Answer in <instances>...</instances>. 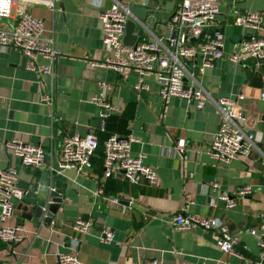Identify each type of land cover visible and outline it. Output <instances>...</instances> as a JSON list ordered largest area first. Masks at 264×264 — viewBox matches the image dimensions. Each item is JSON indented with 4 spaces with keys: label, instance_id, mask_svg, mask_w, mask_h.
I'll return each mask as SVG.
<instances>
[{
    "label": "crops",
    "instance_id": "crops-1",
    "mask_svg": "<svg viewBox=\"0 0 264 264\" xmlns=\"http://www.w3.org/2000/svg\"><path fill=\"white\" fill-rule=\"evenodd\" d=\"M37 1L14 0L11 15L15 20L28 12L44 20V35L53 38L57 52L55 74L31 69L33 62L19 50L0 48V169L17 168V185L28 193L30 185L40 181L46 168L34 170L22 166L4 143L10 140L40 143L46 150V165L55 171L53 187L66 199L60 208V229L37 226L30 206L25 205L26 196L22 202L13 201L14 210L7 224L19 226L22 239L13 247L0 243V261L56 264L57 254L68 252L64 242L71 235L80 240L78 256L82 264H140L149 259H161L164 264H215L218 259L226 260L227 264H241L237 257L221 253L216 246L217 232L172 225L170 216L182 208L190 215L222 220L227 228L239 234L255 260L259 252L257 235L263 222L260 214L264 213V100H260L264 62L259 66L246 59L234 66L224 60L207 68L198 78L208 96L204 109L198 110L195 104L188 106L176 97L164 105L154 76L146 80L150 91H137L136 72L126 70L118 74L100 65L108 53L102 47V21L95 0H59L52 8ZM217 1L220 12L217 20L225 36L226 53L233 51L244 35L256 34L252 29L241 30L231 24L226 11L232 4L260 11L264 28V0ZM125 2L128 6H143L144 0ZM150 2L149 9L157 8L153 0ZM109 5V0L103 1L104 8ZM174 6L175 3L169 14L166 10L148 13L144 23L151 32L158 36L167 34L166 23ZM46 63L39 56L36 68L41 70ZM102 81L114 87L108 97L113 108L108 117H101L102 126L96 130L93 118H99L101 107L92 98ZM45 93L54 98L51 107L40 100ZM225 96L236 102V113L240 112L242 117L241 129L258 133L261 139L250 157L215 163L209 156L221 121L215 101ZM91 131L101 143L110 135L122 138L133 135L131 152L133 156L144 155L145 164L156 169V185L105 179L102 147L92 156L86 173L79 174L74 169L61 171L58 161L61 139L64 135L82 136ZM179 139L186 141L182 157L172 150ZM212 181L220 182L221 189L227 192L250 184L253 193L237 200L230 209L216 191L213 193L216 206L209 208L203 186ZM95 191L101 194L94 196ZM37 197L43 199L45 195L37 193ZM113 197L119 198L118 204L110 202ZM79 217L92 219V227L85 235L71 229ZM251 227L256 228L257 235L247 230ZM103 228L114 231L113 242L100 243Z\"/></svg>",
    "mask_w": 264,
    "mask_h": 264
},
{
    "label": "built area",
    "instance_id": "built-area-1",
    "mask_svg": "<svg viewBox=\"0 0 264 264\" xmlns=\"http://www.w3.org/2000/svg\"><path fill=\"white\" fill-rule=\"evenodd\" d=\"M59 0H38L51 8ZM104 0H95L98 7L97 15L102 21V47L107 51V57L100 65L115 73L122 74L126 70L137 73V82L134 89L150 91L146 80L154 76L159 83L158 94L164 105H168L174 97L182 99L188 106L195 104L198 110L204 109L207 98L205 89L200 85L198 78L205 74L207 68L214 67L218 61L226 60L230 65L241 64L246 59H252L257 65L264 62V28L263 17L260 11L248 8H239L232 4L227 9L231 24L241 30L252 29L256 34L243 36L236 44V48L226 53L224 48L225 36L217 20L219 5L217 0H177L169 20L166 23L167 34L158 36L129 10L126 0H109L110 5L103 7ZM14 0H0V48L19 50L33 65L31 69L39 73L55 74L54 64L57 52L53 48V38L44 35V20L33 17L28 12L12 19ZM103 8V9H102ZM127 21H134L142 28L144 35L134 46L122 43L124 28ZM137 29L134 34H137ZM147 34L145 35V33ZM47 61L44 67L37 69L38 57ZM99 90L92 98L95 105L103 109L112 110L108 97L113 85L105 81L98 84ZM41 102L53 104L51 93H45ZM264 100V90L260 94ZM220 113V124L214 134V140L209 147V156L215 163H229L238 158L250 157L256 142L261 135L251 131H243L239 125L241 113H236V102L230 97H222L215 101ZM135 140L133 135L122 138L110 135L104 142L98 140L94 132L85 135H64L58 154L59 169H74L84 174L85 169L91 166L92 156L102 147L103 150V177L116 178L127 181L131 185L146 182L156 185L158 176L156 169L144 162V155L133 156L131 145ZM7 149L13 151L19 158L22 166L32 169L46 168L53 175L51 166L46 165V150L39 144H24L16 140L4 143ZM186 141L179 139L173 146L175 155L182 157L185 152ZM19 171L17 168L0 169V243L11 246L22 239L21 228L17 225L9 226L8 219L14 210L13 201L22 202L27 191L18 187ZM207 194L208 207L216 206L213 193L219 192L218 198L226 208H234L237 200L246 199L253 193L250 184H246L231 192L223 191L221 183L212 181L203 186ZM95 191L94 196H99ZM112 204H118L119 198L113 197ZM186 203H189L187 200ZM191 203V202H190ZM263 222L260 225V234L255 227L247 229L257 235L258 255L255 260L249 255V248L242 244L237 232H233L227 225L216 217H201L190 215L184 208L175 211L170 216V223L179 229H202L217 232L216 246L224 256H235L241 264H264V213L260 214ZM91 218H77L71 229L82 235L89 233L92 227ZM99 241L111 243L114 241V231L103 228ZM67 253H58L56 264H82L78 256L80 240L71 236L64 242ZM0 264H3L0 261ZM114 264V263H107ZM140 264H164L161 259H149ZM198 264V263H195ZM215 264H227L226 260L218 259Z\"/></svg>",
    "mask_w": 264,
    "mask_h": 264
},
{
    "label": "water",
    "instance_id": "water-1",
    "mask_svg": "<svg viewBox=\"0 0 264 264\" xmlns=\"http://www.w3.org/2000/svg\"><path fill=\"white\" fill-rule=\"evenodd\" d=\"M151 0H144L143 6L133 4L129 6V10L132 14H135L141 21H146L148 13H158L161 10H166L169 14L171 8L174 5V0H153V5L157 8L149 9L147 6L151 3ZM151 5V4H150ZM136 29V23L133 21H127L124 28V36L122 43L127 46H134L140 37L144 35L142 28L137 29V34H134ZM223 32V31H222ZM110 111L108 109H100L99 118H93L96 124V130L100 129L102 126V118L108 117ZM53 183L56 180L52 178V174L47 170L41 172L40 181L32 183L30 185L29 191L26 195L25 205L30 206L32 215L36 220V225H45L46 227H52L54 229L61 228V205L65 201L66 197L64 194L60 193L56 188L53 187ZM37 193L45 195V198L37 197ZM127 203V202H126ZM125 205H128V203ZM25 208H22V211ZM14 245V244H13ZM11 245V247H13Z\"/></svg>",
    "mask_w": 264,
    "mask_h": 264
}]
</instances>
